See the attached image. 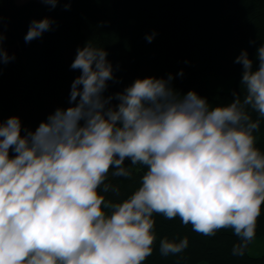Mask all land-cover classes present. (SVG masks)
Instances as JSON below:
<instances>
[{
    "label": "clouds",
    "instance_id": "obj_1",
    "mask_svg": "<svg viewBox=\"0 0 264 264\" xmlns=\"http://www.w3.org/2000/svg\"><path fill=\"white\" fill-rule=\"evenodd\" d=\"M41 2L55 8L60 0ZM54 23L31 21L25 42ZM5 39L0 33V65L15 60ZM107 57L95 41L77 48L70 106L35 129L18 116L0 120V264H145L157 241L162 257L182 254L188 238L158 240L154 216L178 218L209 238L230 229L238 240L231 254L243 256L264 210V150L256 137L264 120V43L251 56L241 50L239 90L216 105L195 90L181 94L171 73L137 78L106 96L116 79ZM137 167L144 170L138 186L110 199L120 193L109 176L129 179Z\"/></svg>",
    "mask_w": 264,
    "mask_h": 264
},
{
    "label": "trees",
    "instance_id": "obj_2",
    "mask_svg": "<svg viewBox=\"0 0 264 264\" xmlns=\"http://www.w3.org/2000/svg\"><path fill=\"white\" fill-rule=\"evenodd\" d=\"M45 17L55 22L53 29L25 42L30 22ZM153 32L155 38L148 42L146 36ZM0 33L6 37L3 47L15 55L14 61L0 65V120L18 116L24 127L35 129L56 108L70 106L71 84L80 74L70 65L77 48L88 41L106 49L114 68L116 79L108 82L106 96L137 78H166L171 73L173 87L181 94L195 90L210 104H226L232 91L239 90L241 65L235 58L243 49L253 55L264 43V0H60L55 8L41 0H0ZM252 40L256 46L250 45ZM256 137L264 150V120ZM143 171L133 168L129 179L110 175L120 194L108 197L125 198ZM154 218L158 240L186 236L189 246L178 256L162 257L157 241L145 264H264V254L252 257L248 247L243 256L231 254L238 240L230 229L209 238L178 218ZM260 236L264 210L255 238Z\"/></svg>",
    "mask_w": 264,
    "mask_h": 264
},
{
    "label": "rangeland",
    "instance_id": "obj_3",
    "mask_svg": "<svg viewBox=\"0 0 264 264\" xmlns=\"http://www.w3.org/2000/svg\"><path fill=\"white\" fill-rule=\"evenodd\" d=\"M15 1L16 4H19L28 0H15ZM223 87L227 88V86L225 85H223ZM247 254L252 257H259L260 255L264 254V236H260L254 239V241L248 246Z\"/></svg>",
    "mask_w": 264,
    "mask_h": 264
}]
</instances>
